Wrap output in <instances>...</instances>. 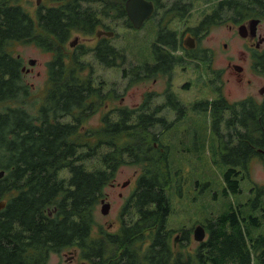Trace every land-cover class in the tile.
Wrapping results in <instances>:
<instances>
[{"label": "trees", "instance_id": "16d2710c", "mask_svg": "<svg viewBox=\"0 0 264 264\" xmlns=\"http://www.w3.org/2000/svg\"><path fill=\"white\" fill-rule=\"evenodd\" d=\"M17 1L0 0V106L6 104L0 108V172H5L0 177V198L7 200L0 209V264H47L52 252L72 246L98 264L264 262V236H254L250 228L259 225V218L248 219L236 208L202 224L207 238L192 250V228L181 229L178 244L176 230L167 228L172 207L166 189L172 172L168 147L160 144V131L155 129L171 124L159 114L165 107L185 113L186 106L170 91L175 65L186 62L183 53L170 52L182 50L180 31L163 27L153 47L156 62L123 69V76L131 74L134 82L167 76L168 104L151 108L148 101L105 112L98 128L85 129L88 139L98 137L91 143L77 135L112 94L105 92L103 82L95 83L93 65L84 58L95 52V58L107 66L123 65L126 52L104 40L96 48L78 45L72 51L67 47L73 32L90 35L100 22L92 0H50L52 4L43 3L35 15ZM155 1L162 6V0ZM240 1L244 0H218L214 16L226 17V6L233 9ZM123 2L105 0L103 10L116 18ZM189 4L177 0L172 8L177 12L167 17L168 23L184 18ZM256 16L264 17V0H256ZM127 24L133 27L130 19ZM15 42L34 43L53 53L48 62L49 86L37 112L26 107L30 91L24 61L9 49ZM260 57L264 71V55ZM200 104L210 112L212 130L229 164L224 174L227 188L238 192L241 180L251 177L252 160L264 164V102L245 98L231 103L221 95L212 104ZM123 165L141 167L121 217L123 225L115 234L100 226L94 238L96 208ZM252 189L255 204L263 201L264 185L254 183Z\"/></svg>", "mask_w": 264, "mask_h": 264}, {"label": "rangeland", "instance_id": "374dc122", "mask_svg": "<svg viewBox=\"0 0 264 264\" xmlns=\"http://www.w3.org/2000/svg\"><path fill=\"white\" fill-rule=\"evenodd\" d=\"M45 5L52 4L50 0H42ZM193 6L190 13L185 14L184 18L175 17L170 23L169 28L181 31L188 25H198L204 15L211 8L206 4L211 0H191ZM24 5L29 13L36 14V2L29 4L27 0H18ZM184 2V0H183ZM188 2V0H186ZM169 7L174 0H166ZM161 18L157 15L146 20L141 28L128 27L118 24L117 29L120 36L113 39V44L124 50L127 54V61L123 65L107 66L95 59L92 53L84 59L93 65L95 83L103 82L105 92L111 91V96L107 99L106 106H102L100 111L91 117L83 131L77 136L82 141L95 143L98 137L88 139L85 129L98 128L101 125V118L105 112L119 107H138L145 102H150L151 108H156L157 104L163 103V91L169 86V79L163 76H154L146 81H131L132 75L123 76L125 67L131 68L135 64H144L146 62H154L153 47L158 38V23ZM260 25V32L264 33V17ZM208 30V31H206ZM204 30L201 38L198 39L199 50L196 52L200 56L201 48L210 49L212 51L214 61L207 69L205 63L198 61H186L175 65L171 80V92L174 93L179 100L186 106L185 113L181 110L166 108L160 115L165 116L170 126L164 127L158 125L156 131H160V144L168 147L169 165L172 172V181L168 185L166 192L170 199L172 207L171 214L168 216L167 228L176 230L174 237L181 229H191V243L189 248L192 250L196 243L194 239V228L198 224H206L208 220L216 219L223 213L230 212L233 208L241 211L243 216L248 219L250 215L259 218V225L250 226L254 236H264V197L261 203L255 204V190L253 184L264 185V164L255 158L251 162V177L241 180V190L238 192L227 188L224 174L229 167L223 159V151L219 146V140L216 132L212 130L210 112L203 106L197 105L198 102L209 101L211 104L218 99V81L212 74V69H227L229 59L236 63H243L240 51L247 52V46L244 44L242 36L238 30L229 32L222 25H212ZM78 37V45L93 47L95 40L91 37H85V34L73 32L67 47L72 51L75 47L70 46V41ZM227 47H224V44ZM263 47V46H262ZM12 54L23 59L26 66H30V59H36V65L33 70L24 74V80L29 87L28 102L26 107L31 112H37L38 107L42 104L46 95V89L49 86L48 62L53 58V53L43 50L34 43L15 42L9 47ZM264 51V50H263ZM261 53L260 51L256 52ZM247 71L248 76L258 79V83L246 89H240L233 83H228V73L222 75L224 86L222 87L223 96L231 103L248 98L255 95L257 100H262L259 88L264 84L261 73L254 74L249 65ZM90 69L85 71L88 73ZM84 74V75H85ZM259 80L261 82L259 83ZM133 83L132 85H130ZM150 90V91H149ZM147 94V95H146ZM158 94V95H157ZM12 106L17 103L11 102ZM6 104H2L3 108ZM114 117V114H113ZM66 171H60V175ZM141 173L140 166L123 165L119 168L118 173L112 183L108 184L104 193L109 195L111 203L110 212L104 215L101 212V203L96 208V224L93 229V237L99 234L98 227L107 228L109 224H113L114 228H118L120 223V210L125 203L126 196L136 186V178ZM123 189L118 183H125ZM123 192V196L119 195ZM1 200H6L0 198ZM62 250L60 252H52L48 258L47 264H69L68 257ZM254 264H264V262L256 260Z\"/></svg>", "mask_w": 264, "mask_h": 264}, {"label": "flooded vegetation", "instance_id": "af4514ba", "mask_svg": "<svg viewBox=\"0 0 264 264\" xmlns=\"http://www.w3.org/2000/svg\"><path fill=\"white\" fill-rule=\"evenodd\" d=\"M29 4L33 3V0H27ZM155 4V11L152 15V17L155 19V17L157 15H160L161 18L159 19V21H156L158 23V31L160 32L162 30L163 27H166L168 29L169 28V18H167L168 16L171 15H175L176 14V10L172 11V8L175 6V2H177V0H174V3H172L169 7H167L166 5V0H162V6H159L158 3L155 0H152ZM36 2V10L39 6H41L43 4V1L41 0V3L38 5L37 0H35ZM105 0H92L91 4L92 7L94 9V11L98 12V20L100 21L92 34L90 35H86L85 37H91L90 39L92 41L95 40V45L93 46V48H96L99 43L101 41H108L111 44H113V39L116 37H119V31L117 29V25L118 24H123L128 26L127 24V19H129L128 17V13L126 10V0H124L123 4V11L121 12V14L119 16H117L116 18H113L110 15H107L105 13V11L103 10V4H104ZM17 3L19 5H21L26 11L27 8L22 5L21 3H19L17 1ZM192 3L191 0H188V2L184 1V4H189ZM218 3V0H211L209 3H207V6H210L211 8L208 10V13H206L203 17V19L200 21V23L197 25H188L186 26L180 33V47L182 50H178L175 51L172 49L170 52L173 55H177V53H183L184 58L186 59L185 61H198L200 63H205L207 69L210 71L211 69L209 68V66L211 65V63L214 61V56L212 51H210V49L206 48H201L202 52L200 54V56H198L196 54V52L199 50V45H198V39L201 38V35L203 34L202 32L208 28H210L212 25H222L224 27H226L229 32H234L238 30L241 26H244L243 29L248 31L249 34L247 37H243L244 40V44L247 46V52L245 51H240V55H241V59L243 63H236L234 61H232L231 59L228 60L227 62V69H221V70H213L212 69V74L214 75V78L218 81V96L223 95L222 94V90H223V80H222V75L224 73H228V77H227V81L228 83H233L235 86H237L240 89H246L249 86H252L254 83H258V79L252 78L250 76H248L247 71L250 69L249 65L251 67V69L253 70L252 72L254 74H256L257 72L261 73V77H263L264 80V71L261 69V57L260 55H264V33L260 32V25L262 23V18L261 17H257L256 16V0H244V1H240L236 4L235 8L233 7V9H230L229 6H226V10L228 11V14L225 16H214V8L216 6V4ZM181 6L183 5V3H179ZM193 6V4H189L188 6L185 7V12L187 11L186 14L190 13V8ZM29 12V11H28ZM175 12V13H173ZM163 16H166L165 18H163ZM210 16H213L212 21L209 24H205L202 25V22L206 19V18H210ZM180 18V16H178ZM151 18V17H150ZM256 18H260V23L258 25V29H257V34L254 36L251 34V21L253 19ZM208 31V30H206ZM79 32V31H78ZM110 32H113V34H109ZM82 33V32H80ZM193 39V46L190 47L189 45L186 44V41L189 40L190 42ZM79 42V41H78ZM76 43L75 46H70L71 47H77L79 43ZM114 45V44H113ZM116 46V45H115ZM228 45L225 43L224 47H227ZM263 46V47H262ZM117 47V46H116ZM166 47V46H165ZM257 51H260L261 53H256ZM93 56L95 57V52H92ZM154 62H156V57L154 56ZM97 60V58H95ZM100 62V61H99ZM36 65V64H35ZM33 66L34 65H30V66H26L24 64V67H26L25 71H23L24 73H29L33 70ZM23 67V68H24ZM257 71V72H256ZM256 72V73H255ZM168 78V77H167ZM261 82V80H259V83ZM150 91V90H149ZM259 91L261 93L262 96V100H257L255 95H251L248 98H253L256 99L259 102H264V84H262L259 88ZM170 91L168 89V87L163 91L162 96L164 97V102L163 103H159L157 105H167V100H170ZM219 98V97H218ZM170 108H173L171 105H169ZM167 108V107H165ZM123 189L126 187V185H124V183H118ZM111 186L116 185V183H111ZM136 187V186H135ZM134 187V189H135ZM134 189L126 196L125 198V203L123 204V206L121 207L120 210V223L118 228H114L113 229V224H109L107 226V228H105V230L107 231V233H111V234H115L117 233L120 228L123 225V221L121 219V217L123 216L124 213L127 212V207L129 205L128 201L130 196L132 195V192L134 191ZM120 196H123V192H119ZM106 199V201H108L109 199V195L105 194L102 199ZM109 214V213H108ZM106 214V215H108ZM96 224V223H95ZM94 224V225H95ZM94 229V227H93ZM92 229V232H93ZM100 229V227H98V230ZM183 233V232H182ZM182 233L178 232V239H180V237H182ZM93 235V234H92ZM176 236V237H177ZM179 242V241H178ZM177 242V244H178ZM67 251L65 252V254L68 257V263L69 264H98L96 263V261H91L90 259L85 258L82 255V249L80 247H76V246H72V247H66L65 248ZM63 249V250H65ZM62 251V250H61ZM57 253V252H56ZM112 259H110L111 261ZM109 262H105V264H108Z\"/></svg>", "mask_w": 264, "mask_h": 264}, {"label": "water", "instance_id": "95a60500", "mask_svg": "<svg viewBox=\"0 0 264 264\" xmlns=\"http://www.w3.org/2000/svg\"><path fill=\"white\" fill-rule=\"evenodd\" d=\"M38 5L41 3V0H37ZM126 10L128 13V17L133 25L134 28H141L147 19L152 17L154 11H155V4L152 0H126ZM260 23V18L253 19L251 21V34L256 35L258 25ZM244 26H241L239 29V34L243 37H247L249 32L243 29ZM109 34H113V32H110ZM78 42V37H75L74 40H72L71 46H75ZM192 41L189 40L186 41V44L190 47L193 46ZM31 65L36 64V59H30L29 62ZM26 67L23 68V71H25ZM5 174L4 171L0 172V177H3ZM128 182H125L124 185H126ZM7 204L6 200L0 201V209L5 208ZM111 203L109 201H106V199L101 200V212L102 214L106 215L110 212ZM207 236L206 227L202 224H198L194 228V239L198 242H201L205 240ZM179 237L177 236L175 240L178 242Z\"/></svg>", "mask_w": 264, "mask_h": 264}, {"label": "bare ground", "instance_id": "6f19581e", "mask_svg": "<svg viewBox=\"0 0 264 264\" xmlns=\"http://www.w3.org/2000/svg\"><path fill=\"white\" fill-rule=\"evenodd\" d=\"M261 203V202H260Z\"/></svg>", "mask_w": 264, "mask_h": 264}]
</instances>
